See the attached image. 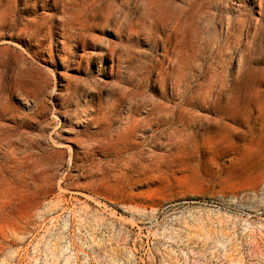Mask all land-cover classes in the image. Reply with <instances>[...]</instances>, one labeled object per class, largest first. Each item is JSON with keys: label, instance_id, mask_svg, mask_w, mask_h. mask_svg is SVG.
Returning a JSON list of instances; mask_svg holds the SVG:
<instances>
[{"label": "rangeland", "instance_id": "374dc122", "mask_svg": "<svg viewBox=\"0 0 264 264\" xmlns=\"http://www.w3.org/2000/svg\"><path fill=\"white\" fill-rule=\"evenodd\" d=\"M0 264H264V0H0Z\"/></svg>", "mask_w": 264, "mask_h": 264}]
</instances>
